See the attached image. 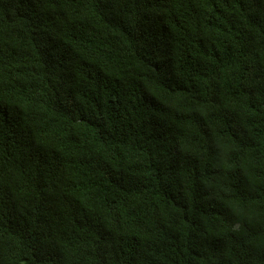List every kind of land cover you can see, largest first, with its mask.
Listing matches in <instances>:
<instances>
[{"label":"trees","instance_id":"1","mask_svg":"<svg viewBox=\"0 0 264 264\" xmlns=\"http://www.w3.org/2000/svg\"><path fill=\"white\" fill-rule=\"evenodd\" d=\"M0 264H264V0H0Z\"/></svg>","mask_w":264,"mask_h":264}]
</instances>
